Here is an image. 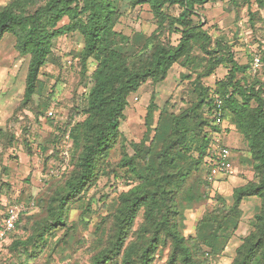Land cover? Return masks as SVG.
I'll use <instances>...</instances> for the list:
<instances>
[{"label":"trees","instance_id":"obj_1","mask_svg":"<svg viewBox=\"0 0 264 264\" xmlns=\"http://www.w3.org/2000/svg\"><path fill=\"white\" fill-rule=\"evenodd\" d=\"M114 1L122 0H10L0 9V40L5 32L12 33L15 50L28 56L23 106L33 102L40 69L53 60L55 37L75 32L82 37V48L75 53L82 76L88 60L95 61L80 112L83 117L76 120L79 111L74 109L63 126L56 127V133L51 132L40 145L45 154L51 148L46 157L53 159L54 168L63 162V170L45 176V195L26 201L15 198L0 211L1 224L9 205L27 207L8 233L7 239H12L9 249L21 257L28 247L46 243L57 228L65 227L68 204L95 182L118 142L121 158L116 166L125 168L131 186L118 194L114 210L97 223L90 264H153L161 247H168L166 264H209L210 257L224 248L219 234L222 223L238 219L240 203L248 197L258 198L259 208L252 230L229 264H264V65L255 72L249 70L253 53L264 60V50L250 52L249 60L241 65L228 46L210 47L209 34L194 20L199 17L196 7L207 0H128L131 7L148 5L156 24L149 35L135 32L132 36L115 30L119 11ZM257 2L264 6V0ZM173 6L180 8L177 15L168 12ZM64 19L67 22L60 24ZM172 28L179 34L176 44L160 39L162 30ZM194 47L206 59L196 75L193 102L179 113H168L151 96L143 137L137 141L124 137L119 125L128 96L147 81L164 80L173 64L191 63ZM221 64L227 68L226 74L212 85H203L202 77ZM217 97L222 100L219 110ZM32 110L41 114L39 109ZM225 117L246 141L253 177L232 188L231 204L216 193L215 207L197 222L198 233L185 237L176 216L185 204L182 201L189 204L201 196L191 193L193 186L187 181L194 172L204 170L203 183L212 187L213 181L206 179L212 164L211 146L216 143V133L223 132ZM127 146L133 150L131 155ZM140 213L142 219L135 227ZM18 230L27 235L18 237ZM199 256L202 258L196 262Z\"/></svg>","mask_w":264,"mask_h":264},{"label":"rangeland","instance_id":"obj_2","mask_svg":"<svg viewBox=\"0 0 264 264\" xmlns=\"http://www.w3.org/2000/svg\"><path fill=\"white\" fill-rule=\"evenodd\" d=\"M10 0H0V9ZM119 11L115 30L123 35L132 36L135 32L149 35L156 24L148 5L131 7L128 0L114 1ZM200 26L210 36V47L217 44L228 46L238 64L249 60V53L264 50V6L257 0H207L197 6ZM180 11L178 6L168 9L172 15ZM67 22L66 19L60 24ZM160 39L176 44L179 34L172 29H164ZM15 37L5 32L0 40V211L13 199L26 201L30 197L45 195L46 175L59 174L63 170L60 163L55 167L53 159L42 153L40 145L56 127H62L73 110L79 111L75 119H81L85 107V96L90 86V74L95 61L88 60L87 70L82 76L75 53L83 45L78 33H68L55 37L52 43L53 60L40 69V85L32 97L30 105L21 104L28 56L19 55L14 48ZM193 61L187 65L175 63L166 78L160 82L147 81L127 98L119 129L124 137L134 141L145 133L144 116L151 96L159 107L168 113H179L194 100L196 75L202 71L206 56L197 47L190 52ZM227 72L224 65H218L212 74L202 77L203 85H212ZM41 112L35 115L32 109ZM48 115V117H44ZM221 132L216 133V141L226 145L231 152V171L218 175L212 187L203 183L204 170L193 173L187 181L192 185L191 193L200 196L182 208L176 216L181 233L185 237L198 233L197 222L202 214L216 205L215 198L221 194L227 204H231L232 188L253 177L248 147L242 135L236 131L229 117L221 123ZM224 129V130H223ZM50 147L51 144H49ZM129 155L133 153L127 146ZM121 158L120 144L117 142L109 151L105 164L101 166L93 184L80 197L71 201L65 211V227L57 228L46 243L28 247L27 253L17 256L18 252L9 249L12 239L0 245V264H90V246L95 239V227L109 215L117 205V196L127 190L131 178L125 168L116 166ZM217 193V194H216ZM241 214L238 219L226 220L219 231L224 248L216 257H210L209 264H229L235 249L242 239L252 230L254 214L258 211L259 200L248 197L240 203ZM37 211V207L30 213ZM142 219L141 213L135 220V227ZM67 233V234H65ZM18 237L27 233L17 231ZM18 251H21L19 248ZM29 254V255H28ZM168 247L158 249L153 264H166ZM196 258V262L201 260Z\"/></svg>","mask_w":264,"mask_h":264},{"label":"built area","instance_id":"obj_3","mask_svg":"<svg viewBox=\"0 0 264 264\" xmlns=\"http://www.w3.org/2000/svg\"><path fill=\"white\" fill-rule=\"evenodd\" d=\"M249 64V70L255 72V70L264 65V60L257 52H254ZM221 105V98H215L217 110L221 108ZM63 153L66 154V151ZM231 158V152L226 145L219 143V141L213 143L210 152V161H212V164L206 174V179L208 181H214L218 175H227L232 169ZM26 209L27 207L22 204H11L6 208L2 223L0 224V245L7 239L8 233L14 229L20 213Z\"/></svg>","mask_w":264,"mask_h":264}]
</instances>
